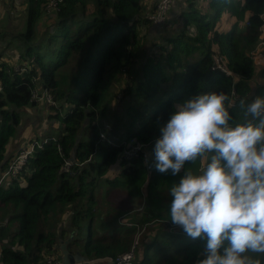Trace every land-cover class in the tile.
Returning <instances> with one entry per match:
<instances>
[{"label": "trees", "instance_id": "trees-1", "mask_svg": "<svg viewBox=\"0 0 264 264\" xmlns=\"http://www.w3.org/2000/svg\"><path fill=\"white\" fill-rule=\"evenodd\" d=\"M50 1H20L17 21L24 23L27 42L17 59L23 67L18 71L0 63V264H46L50 256L61 261L62 239L69 240L66 248L71 254L79 252L87 261L105 264L130 250L135 229L118 226L110 238L96 234V181L115 167L117 174L105 182L139 197L144 167L138 161L122 160V149L131 138L154 142L175 105L195 95L227 94L235 122H242L239 101L264 95V84L255 86L257 79L264 78V69L256 72L251 60L263 23L264 0H204L203 10L195 0H186L180 29L156 45L158 54L144 57L139 77L130 81L125 116L108 121L100 119L110 105L111 79L122 67L130 68L133 51L143 39L138 29L148 24L141 17L154 9L157 0L154 6L146 0H55L54 8L46 10ZM223 14L233 21L228 32L216 27ZM217 56L231 77L213 69ZM42 92L52 96L53 104H42L54 121L47 127L55 125L58 134L37 139L38 145L13 173L20 155L14 152L19 144L14 138L23 121L22 109L34 107V93ZM101 135L114 139L117 146L107 144ZM66 162L73 175L62 171ZM200 164L186 162L184 168L195 173ZM154 165L155 161L148 177L146 219L168 229L176 226L170 220L168 190L184 170L173 176L170 171L160 173ZM161 188L168 193L163 203L158 199ZM63 208L70 211L64 223ZM176 228L165 236L156 229L151 240L148 232L139 238L134 249L141 259L134 264H199L205 258L206 240L192 239ZM254 258L264 264V257Z\"/></svg>", "mask_w": 264, "mask_h": 264}, {"label": "clouds", "instance_id": "clouds-1", "mask_svg": "<svg viewBox=\"0 0 264 264\" xmlns=\"http://www.w3.org/2000/svg\"><path fill=\"white\" fill-rule=\"evenodd\" d=\"M223 92L175 105L155 140V168L176 176L169 188L171 222L205 239L199 264H261L264 257V95L241 99L242 122ZM203 162L194 173L187 163Z\"/></svg>", "mask_w": 264, "mask_h": 264}, {"label": "rangeland", "instance_id": "rangeland-1", "mask_svg": "<svg viewBox=\"0 0 264 264\" xmlns=\"http://www.w3.org/2000/svg\"><path fill=\"white\" fill-rule=\"evenodd\" d=\"M14 1L18 0H0V63L4 62L6 65H12L15 69L20 71V68H22L23 66L20 65L17 56L19 53H23V50L26 47L24 43L27 41L23 37V34L25 33L24 23H19L17 21L18 18L21 16V10L18 8L17 4H15V7L12 6V4H14ZM55 5L56 1L51 0L46 5V10L54 8ZM9 10L13 12L14 17L16 16V20L13 17L12 21H9V17L6 16ZM10 22L11 24L8 25V23ZM150 24L151 23L148 22L146 27L144 26L143 28L142 26L141 29H138L139 31H141L140 34L143 39L139 41L141 43L139 45V48L133 51V56L130 59V68L128 69L127 66L122 67V70L117 76L118 79H111L110 88L107 93V100H110V105L108 109H106V111L104 112L100 121L103 119H105L104 121H108L116 116H125V100L128 99L130 96L129 95L128 98L124 97L125 95H127L126 89L129 88L130 90V81H134L137 77H139L138 69L142 65V60H144V57L152 56L150 54H158L160 50L156 48V45L164 44L166 38H169L170 36H173L175 33H177V30L174 31L172 28L166 27L161 28L160 32H152L151 29L148 28ZM232 24L233 21L231 17L227 14H223L220 20L216 23V27L222 32H228ZM7 25L8 27H6ZM148 33H150L151 38L146 36ZM259 55L260 57H258ZM139 58H141V60H139ZM251 60L253 62L254 67L256 68V72H259L261 69H264V47H258L257 43L255 45V49L251 53ZM256 83L264 84V78L257 79ZM49 95L50 97L47 98L52 104L53 101L52 99L50 100L52 96L50 93ZM35 96L39 97L40 95L36 94ZM35 96L33 95L34 98ZM42 102L43 100H36L34 107H26L22 109L21 117L23 121L21 123L20 129L17 131L16 137L14 138V140L18 139L19 144L16 145V147L14 148V150H16L14 152L20 154L19 157L23 156L25 151L29 149V145L35 142L37 139L42 140L45 138H49V136L52 137V135L56 136L58 134V130L55 129V125H53L52 127H47L48 124H52L54 121L50 119V111L47 110L46 106L43 105ZM123 122L124 120L122 119V123ZM103 138L105 137L103 136ZM137 143L143 144L146 147V150H151L152 148H154L155 141L149 143ZM23 159L24 157L22 158V160ZM133 161H138L142 163L145 170V181L139 187L140 196L132 197V195L128 194L126 188H111L110 185L105 182L106 179H112L117 174V168L113 167L109 169L108 173L105 174L100 181H96L97 184L95 183L94 189L96 203L93 204L94 213L96 215V222L93 226L96 230V234H101L103 236H106V238H110L113 235L117 234L115 228H117L118 226L123 225L128 228H134L135 237L132 245L135 244V242L139 243V238L142 239L144 234H146L147 232L149 240H151L156 234V229L161 230L160 234L162 236H165L170 231L177 230L160 228V225H156V227L153 225L154 223L152 224V222H149L146 219L147 214L145 212L146 209L150 207L148 204V195H150L151 190L148 177L152 172V162L155 161L154 153L150 152V167L148 168L147 164L142 160L135 159ZM67 163L68 162L65 163L62 171L67 172L68 175H73V173L71 172V167L68 166ZM78 166L82 167L83 165L80 164ZM158 193V199L160 200V203L166 202L168 195L166 189L161 188V191ZM151 202L154 203L152 201V197ZM62 210L63 212L61 214V217L63 218L64 223L65 221H68L70 216V213L68 212L70 211L66 208H63ZM144 217L145 219H143ZM173 227L174 226H171L170 229H172ZM145 238L146 236L143 238V240ZM66 240L68 239H62L60 244L62 242H65ZM186 241H188V238H183V242ZM154 250L155 249L152 248V250H150V253H152ZM138 252L139 250L136 251L135 254V249L132 252L130 262L131 264H134L135 261L138 262L141 259L138 255ZM100 261L90 260L88 261V263L98 264V262ZM108 261H110L112 264V261L110 259ZM108 261H106V263Z\"/></svg>", "mask_w": 264, "mask_h": 264}, {"label": "built area", "instance_id": "built-area-1", "mask_svg": "<svg viewBox=\"0 0 264 264\" xmlns=\"http://www.w3.org/2000/svg\"><path fill=\"white\" fill-rule=\"evenodd\" d=\"M173 0H157L155 7L152 11H148L143 13L141 19L146 20L147 22L151 23L152 25L155 26H160L163 25L164 22L166 21V17L168 12L170 11V7L172 4ZM261 19L263 20V23L261 24L259 28V38H258V47H264V12L260 15ZM256 43V44H257ZM260 57V55L258 56ZM264 65V64H263ZM213 69L215 71H218L222 73L226 77H231L232 72L227 68L226 64L222 60L221 57L217 56L215 58V63L213 66ZM260 85L259 83H256L255 86ZM37 93H34V96ZM39 97L35 96V100L39 101H45L46 103H49V100L47 97H50L48 92H42ZM52 98H50L51 100ZM53 104V102H52ZM103 138V136H101ZM107 144L112 145V146H117V143L114 139H106ZM138 141L135 139L131 138L128 140L126 143V146L122 149L121 152V159L126 161V162H131L135 159L142 160L147 164V168L150 167L149 164V157H150V152H153L152 148L151 150H146V147L143 144H138ZM38 143L33 142L29 145V149L25 151L23 156H20L17 158V163L14 165V170L13 173L19 168V163L23 162L26 159V156L34 149V146H37ZM24 159L22 160V158ZM68 166H70V163H67ZM199 167H203L202 161ZM6 173H4L3 177L5 176ZM137 242L133 244L128 252L122 253L118 255V257L112 261V264H131V256L132 252L134 251V248L137 246ZM46 264H62L61 261L55 260L52 256L47 258Z\"/></svg>", "mask_w": 264, "mask_h": 264}, {"label": "crops", "instance_id": "crops-1", "mask_svg": "<svg viewBox=\"0 0 264 264\" xmlns=\"http://www.w3.org/2000/svg\"><path fill=\"white\" fill-rule=\"evenodd\" d=\"M20 1H22V0L14 1V4H12V6L15 7V4H17L18 8L20 10H22V6L20 5V3H21ZM155 2H156V0H146V4H148V5H153ZM195 2L198 4V5H196V7L203 10V6L205 4V1L204 0H195ZM185 7H186V0H173L171 7H170V11L167 14L166 21L164 22V24L160 25V26H155V25L150 24V26L148 28L151 29L152 32H160L161 28H165V27L166 28H172L174 31H176V30L178 31L180 29V15L185 10ZM6 16L9 17L8 18L9 21H12L14 14L12 11L9 10L7 12ZM15 17H14V19L16 20ZM9 24H11V22L8 23V25ZM8 25L6 27H8ZM149 37L151 38L150 33H149ZM163 225H164V223H163ZM170 228L171 227H169L168 229L169 230L177 229L176 226H174L172 229H170ZM60 242H61V240H60Z\"/></svg>", "mask_w": 264, "mask_h": 264}, {"label": "water", "instance_id": "water-1", "mask_svg": "<svg viewBox=\"0 0 264 264\" xmlns=\"http://www.w3.org/2000/svg\"><path fill=\"white\" fill-rule=\"evenodd\" d=\"M68 241L69 240H66L65 242L59 244L62 264H94V263H88L86 258L81 256L80 253L78 252L75 254H71L66 248ZM106 264H111V262L108 261Z\"/></svg>", "mask_w": 264, "mask_h": 264}]
</instances>
